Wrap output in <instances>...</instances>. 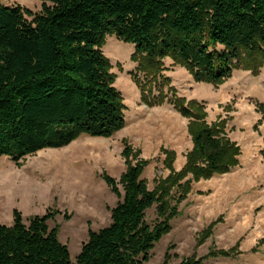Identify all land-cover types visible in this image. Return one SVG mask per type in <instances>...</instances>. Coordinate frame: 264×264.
<instances>
[{
  "label": "trees",
  "instance_id": "trees-1",
  "mask_svg": "<svg viewBox=\"0 0 264 264\" xmlns=\"http://www.w3.org/2000/svg\"><path fill=\"white\" fill-rule=\"evenodd\" d=\"M40 1L35 14L0 3V156L19 165L26 156L66 147L81 135L109 138L124 127L122 98L101 51L107 36L134 46L142 103L151 108L171 104L188 120L193 147L179 172L173 170L175 153L161 150L171 174L150 191L140 179L148 160L132 164L139 151L125 145L126 171L119 178L123 194L113 178L103 176L121 201L110 210L107 227L88 231L74 263L57 239L58 228L46 224L58 211L32 217L25 225L14 210L12 225L0 224V264H143L169 230L190 183L227 174L240 155L226 137L224 120L207 124L203 105L176 95L161 76L162 60L185 67L198 83L220 85L234 71L258 76L264 67V0ZM160 78L172 99L162 93L152 98V87L161 91ZM256 111L264 120V104ZM174 187L182 194L170 205ZM153 204L161 221L150 227L144 219ZM235 254L236 249L219 251L221 257ZM202 262L192 257L179 264Z\"/></svg>",
  "mask_w": 264,
  "mask_h": 264
},
{
  "label": "rangeland",
  "instance_id": "rangeland-1",
  "mask_svg": "<svg viewBox=\"0 0 264 264\" xmlns=\"http://www.w3.org/2000/svg\"><path fill=\"white\" fill-rule=\"evenodd\" d=\"M0 3L20 6L32 14L38 13L42 4L40 0ZM101 51L122 98L124 127L109 138L81 135L66 147L26 156L19 165L0 156V224L11 226L14 210L21 213L25 225L32 217L58 211L46 224L49 229L58 228L57 239L67 246L72 263L87 241L88 231L107 227L110 210L121 201L103 176L113 178L123 194L119 178L126 171L121 156L125 145L139 151L132 164L148 160L140 179L150 191L157 181L171 174L164 166L161 150L175 153L173 170L179 172L193 147L188 120L171 104L151 108L142 103L137 85V80H142L140 57L134 46L107 36ZM162 65L161 76L179 98L203 105L207 124L226 122V137L239 147L240 155L238 166L227 174L190 183V192L168 222L169 230L154 244L143 264H179L192 257L203 258V264H264V243L260 241L264 238V120L256 111L258 104H264V67L258 76L234 71L228 80L213 85L195 82L185 67L176 66L169 58L163 59ZM160 84V92L152 87V98L162 93L172 99L161 78ZM181 194L174 187L168 198L170 205H175ZM144 221L150 227L161 221L157 205L146 210ZM258 243L259 250L254 252ZM231 249L237 254L219 256V251Z\"/></svg>",
  "mask_w": 264,
  "mask_h": 264
},
{
  "label": "crops",
  "instance_id": "crops-1",
  "mask_svg": "<svg viewBox=\"0 0 264 264\" xmlns=\"http://www.w3.org/2000/svg\"><path fill=\"white\" fill-rule=\"evenodd\" d=\"M12 222H13V219H12ZM7 226H8V224H7Z\"/></svg>",
  "mask_w": 264,
  "mask_h": 264
}]
</instances>
